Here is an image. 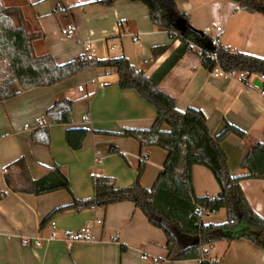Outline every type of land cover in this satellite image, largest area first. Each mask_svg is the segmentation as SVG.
<instances>
[{"label": "crops", "instance_id": "1", "mask_svg": "<svg viewBox=\"0 0 264 264\" xmlns=\"http://www.w3.org/2000/svg\"><path fill=\"white\" fill-rule=\"evenodd\" d=\"M98 0H2L20 5L31 33L36 54L51 53L59 64L79 55L110 58L124 55L147 75L177 49L167 30L154 26L149 9L141 1L116 0L103 5ZM190 23L224 47L264 57V13L248 12L237 0H176ZM28 10L30 12L27 11ZM30 19V20H29ZM68 25L72 32L64 35ZM169 44L154 56L152 47ZM160 81V89L173 96L181 110L196 108L207 118L210 132L217 135L227 122L245 131L228 135L222 146L234 176L247 173L242 161L253 145L264 142V97L254 79L259 74L208 70L197 52L207 42L198 40ZM83 84V90L78 86ZM0 102V264H199V259L168 260L166 235L152 225L131 201L107 207L72 209L58 213L46 225L43 219L56 207L72 201L66 190L36 195L10 189L8 165L23 157L31 178L37 179L59 164L71 188L80 198L92 197L94 174L107 175L119 186L132 184L138 175L140 144L133 137L118 135L125 128L147 129L156 109L133 89H121L114 69L90 68L52 86L22 90ZM61 97L75 101L72 121L55 124L47 109ZM49 125L51 145L31 140L33 130ZM87 128L82 148L66 141L70 128ZM168 129L167 125H164ZM115 147L119 152H112ZM148 154L141 183L150 189L163 168L166 149L145 148ZM14 175L18 167H13ZM17 177V176H16ZM192 177L198 196H216L220 186L212 171L194 164ZM241 186L252 208L264 217V180L243 179ZM225 208L205 214V223H224ZM83 229H86L85 232ZM74 235L79 239L72 241ZM264 240V234L261 235ZM125 249H122V246ZM205 255L222 264H264V247L242 238L221 240L205 246Z\"/></svg>", "mask_w": 264, "mask_h": 264}, {"label": "trees", "instance_id": "2", "mask_svg": "<svg viewBox=\"0 0 264 264\" xmlns=\"http://www.w3.org/2000/svg\"><path fill=\"white\" fill-rule=\"evenodd\" d=\"M116 0H98L103 5H113ZM147 5L154 26L167 30L170 39H180L175 51L157 68L147 75L138 69L128 57L121 55L110 58H90L79 55L69 62L59 64L51 53L38 55L33 40L42 36L41 32H29L20 5H4L0 0V62L7 57L9 73L0 82V102L16 96L20 90L34 87L52 86L90 68L114 69L118 74L121 89H133L157 112L152 126L147 129L125 128L121 136L133 137L140 144L138 175L128 186H119L107 175L94 174L92 177L94 195L78 197L70 185V180L59 164H55L43 176L30 177L23 157L8 165L6 181L10 189L19 192L42 195L58 190H66L72 196L68 204L54 208L42 221L49 223L58 213L68 209L80 212L86 208L107 207L110 204L131 201L147 216L149 222L162 229L166 235L167 259H199V264H222L205 255V246L221 240L248 239L264 247V217L250 205L241 186L243 179L264 180V142L258 141L242 161L247 173L234 176L228 166V157L222 146L223 140L234 133L241 137L245 131L227 122L224 128L213 135L205 113L196 108L181 110L176 99L160 89V81L188 50H194L198 40L207 42L206 48L197 50L208 70L220 68L225 72L240 71L259 74L264 78V57L217 45L215 40L196 29L186 13L181 12L176 0H132ZM239 6L248 11L264 13V0H237ZM169 44L152 47L154 56L162 54ZM264 97V86L262 89ZM75 101L68 97L58 98L46 111V116L55 124L72 121ZM168 126V129L164 128ZM87 128H70L66 131V141L70 148H82L88 136ZM34 144L49 147L51 133L49 125H41L31 133ZM159 146L167 151L162 170L152 188L141 183L148 154L146 147ZM112 152H119L115 147ZM202 164L208 167L220 186L216 196H198L194 190L192 167ZM18 167L16 176L13 167ZM221 208L227 211L224 223H205L203 216ZM125 249V246H122Z\"/></svg>", "mask_w": 264, "mask_h": 264}, {"label": "rangeland", "instance_id": "3", "mask_svg": "<svg viewBox=\"0 0 264 264\" xmlns=\"http://www.w3.org/2000/svg\"><path fill=\"white\" fill-rule=\"evenodd\" d=\"M15 5V4H12ZM28 10H26L27 13ZM29 12V11H28ZM30 14V12H29ZM30 20V19H29ZM28 28V26H27ZM29 30V29H28ZM30 32V31H29ZM9 73V61L8 58L5 57L0 62V82L6 77V75Z\"/></svg>", "mask_w": 264, "mask_h": 264}, {"label": "built area", "instance_id": "4", "mask_svg": "<svg viewBox=\"0 0 264 264\" xmlns=\"http://www.w3.org/2000/svg\"><path fill=\"white\" fill-rule=\"evenodd\" d=\"M71 32H72V26H71V25H68L67 27H65V28L62 30V33H63L64 35L69 34V33H71ZM215 43H216L217 45L220 44L217 40H215ZM219 71H220L219 69L214 70V74H215V75L220 74ZM78 88H79V90H83V88H84L83 84H80V85L78 86ZM83 230H84V232H85L86 229H83ZM79 238H80L79 235H74V236L72 237V241H75V240H77V239H79Z\"/></svg>", "mask_w": 264, "mask_h": 264}, {"label": "water", "instance_id": "5", "mask_svg": "<svg viewBox=\"0 0 264 264\" xmlns=\"http://www.w3.org/2000/svg\"><path fill=\"white\" fill-rule=\"evenodd\" d=\"M253 82L259 88H262L264 86V82L263 81H260L259 78H255Z\"/></svg>", "mask_w": 264, "mask_h": 264}]
</instances>
